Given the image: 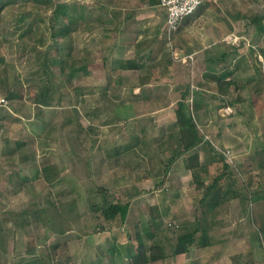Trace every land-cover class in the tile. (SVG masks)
Returning a JSON list of instances; mask_svg holds the SVG:
<instances>
[{
	"label": "rangeland",
	"instance_id": "374dc122",
	"mask_svg": "<svg viewBox=\"0 0 264 264\" xmlns=\"http://www.w3.org/2000/svg\"><path fill=\"white\" fill-rule=\"evenodd\" d=\"M107 1L11 0L0 11V94L5 87L18 94L10 99L8 108L0 110V226L7 231L6 248H0V264H24L30 260L36 264H132L131 255L138 249L137 234L147 246L159 243L171 252L177 236L194 226L198 218L211 232L214 244L209 250H201L198 255L201 262L196 264H264V232L257 230L264 222V199L248 200L254 190L264 193V167L258 166L260 158L254 154L260 139L254 135L253 127L241 126L247 136L246 148L235 149L226 136L219 140L216 136L220 133H212L209 125L202 126L204 137L209 135L206 140L214 147L210 155L203 152V162L219 157L218 151H232L229 158L225 157L233 164V176L227 178V184L248 196L245 211L241 198L237 197L210 209L204 221L199 203V192L204 189L197 187L191 173L181 185V196L172 200L169 188L172 186L175 192L180 189L179 182L172 181L167 187L164 172H168L173 162L171 156L178 149L161 158L156 155L158 151H152L153 156H145L142 163L132 157L129 146L136 144V134L142 132L136 128L138 120L143 124V132L149 134L148 148L159 149L161 132L166 130L172 135L178 131L175 114L171 113L172 125L155 126L157 121L151 117L159 104L152 102L149 109L132 108L129 88L136 80L131 74L136 72H132V66L122 67L123 73L122 70L112 73L113 61L108 52L115 53L110 47L119 42L120 35L129 37L134 30L113 28L112 22V27H94L99 24L98 7L101 3L105 6ZM207 3L192 18L198 28L191 37L199 34L205 40L199 41L202 48L219 42L230 33V27L241 36L239 45L229 44L233 54L228 61L212 66L223 73L226 64L236 67L232 58L240 55L237 71L242 84H247L245 74L253 71L261 77L263 70L255 55L262 47L261 31L256 26L264 22V0ZM163 20L161 15L159 21ZM66 24L70 25V33L62 35L61 27ZM165 42L170 59L164 56L161 63L168 65L177 84L187 85L190 73H196L195 88L199 74L211 65L204 60L203 51L197 53L198 58L194 56L195 61L186 62L183 59L189 53L186 49L189 45L183 44L178 34ZM215 44L211 49L223 48ZM74 69L77 71L73 72ZM111 85L115 90L108 92L106 89ZM232 89L235 91L231 97H235L236 89ZM249 91L244 88L242 96ZM41 95L47 104L41 105ZM162 95L161 102L180 97L175 91ZM232 100L222 99L218 113H213L219 130L230 116L220 108L229 106ZM122 103L130 106L124 109L127 112L119 109ZM173 108L176 104L169 110ZM128 112L131 114L126 118ZM244 117L246 122L252 119L251 114ZM148 118L153 120L150 127H146ZM170 118L168 114L164 116L168 124ZM196 120L200 122L197 115ZM167 143L175 144L177 138L174 136ZM145 160L151 163L150 167ZM47 164L57 169L55 180L43 175L42 167ZM243 164L253 167L248 169ZM148 178L152 180L146 183ZM138 181L142 182V194L133 199L134 182ZM104 196L107 200L130 202L125 221L117 217L106 222L101 210L92 211L91 204L102 202ZM74 202L77 208L70 209V203ZM36 210L38 217L33 220L29 214ZM246 211H251L253 217ZM211 213L217 217L213 224L212 219L209 221ZM23 220L25 227L20 224ZM243 228L247 230L241 235ZM190 256L191 253L184 258L175 255L149 264H194Z\"/></svg>",
	"mask_w": 264,
	"mask_h": 264
},
{
	"label": "crops",
	"instance_id": "0c3cea01",
	"mask_svg": "<svg viewBox=\"0 0 264 264\" xmlns=\"http://www.w3.org/2000/svg\"><path fill=\"white\" fill-rule=\"evenodd\" d=\"M198 11H200V8L191 16L186 17L183 19L179 25V28L177 32L174 34V37L176 38L177 34L179 35V40L183 42V44H188L189 47L188 49L189 54H194L195 58L197 53L202 52L204 60L211 59L212 57H217L222 60H225L226 62L231 56V53L233 54L232 47L229 46V44L234 45V43H229L225 40L224 37L227 35H236L239 36L237 33H235L233 28H229L230 30L226 33H228L226 36L219 41V42H211V45L209 46L210 48H207V46H204L202 48L201 44H199V41L204 43V39L200 38L199 34L195 35L194 38L191 37V33L196 30L197 27V21L192 20V18H195L196 15L198 14ZM92 11V16L94 15ZM98 25L94 27H112L113 28H118L119 30H124L126 28H131L134 30L133 35H130L129 37L123 36V38L119 37V42L117 44H113L112 47H110L111 51L115 50V53L108 52L111 54L110 56L112 57L113 61V71L112 73L116 74V71L122 70V73L124 70L122 69L123 64L127 62V60L131 59V69L132 72H136L135 74H131L136 80L132 83L131 87L129 88L131 98H130V103L132 108H146L149 109L150 104L152 102L157 103L156 111L152 112L154 115L151 117L152 119L155 118L157 122L154 123L155 126H159L160 124L163 125H172L173 122V116L172 112L175 114V127L178 130V127L176 125V113L175 109L169 110L171 106H177V102L182 99V93L185 90L186 85L177 84L174 80V73L169 70L168 65H163L161 61L166 57H169V52L165 49V22H166V12L164 8L160 5V0H108L104 4H100L98 7ZM111 14H113V17L111 18ZM161 15H164V20L161 22L159 21V18H161ZM106 21L102 22L104 18ZM89 19V18H88ZM89 22L87 23V27L89 28ZM112 22V26L110 25ZM91 25V24H90ZM233 26L235 27V24L233 23ZM245 26V23L243 24ZM256 28L261 31V34L259 36V42L261 44L260 52L259 54H255L260 60L259 68L261 67L263 72L260 71V76H257V72L249 73V75L245 76L247 77V80L245 81L247 84H242V82L239 80L240 75L239 71H237V67H239V64H237V60H240V55L237 59L232 58L235 62V68L230 67V65L226 64V71L229 72L228 77L233 78L237 82H240L241 86L239 87V90H236V96H233L235 91L232 89V87L235 88V86H232L228 93L226 95L221 94L217 91L216 89V84L215 82L208 76H206V72L209 71L206 67V70L202 73L199 74V80L201 83L197 82V85L195 84V89L193 90V100L195 99V120H196V115L200 118V122H197L198 127L201 130V133L203 131L204 125L210 126V130L212 133L218 134L216 136L217 139L221 140L223 136H226V138L231 142V145L233 148L238 149L239 147H243L244 149L246 148V135H243L242 127L245 126L249 128V125L253 127L254 129V135H257L258 139V150L254 152H259L257 155L262 162H264V22L261 23L260 25L256 26ZM201 36L202 33H201ZM129 39V45H127L126 40ZM241 39V36H239ZM225 42V44H223ZM180 42V43H181ZM215 43L220 44L221 46L223 45V48L221 49H211L216 45ZM182 44V43H181ZM186 44V45H187ZM239 45V41L236 43ZM121 52L120 57L118 56V53ZM132 52L133 54L131 56H128V53ZM217 55V56H216ZM163 58V59H162ZM125 59L124 61H122ZM195 61V60H194ZM117 64V65H116ZM119 64V65H118ZM229 67H228V66ZM85 66V65H84ZM83 66V67H84ZM259 72V71H258ZM214 73L220 74L221 72L217 71ZM194 73V77H196ZM262 74V75H261ZM198 75V74H197ZM258 81V82H257ZM251 83H257L256 84H251ZM194 86V82L191 84V86ZM254 87V88H253ZM244 88H249L250 91L248 92V95H245L244 97L242 96L243 94V89ZM115 90L114 86L111 85L109 86V89L107 88L106 90L109 92L110 90ZM118 89V88H117ZM242 90V91H241ZM246 90V89H245ZM255 90V91H254ZM178 93L180 97L178 99H174V101L167 99L166 102H161V95L163 94H170V92ZM192 91V90H191ZM190 91V93H191ZM232 92V94H231ZM242 92V93H241ZM254 92V93H253ZM252 93V94H251ZM238 94H240L241 98L238 97ZM251 94V96H249ZM162 95V96H163ZM154 98V99H153ZM166 98V97H165ZM231 99L232 102H230L229 105L234 112L230 114L229 117H227L226 120V125H221V129L219 130V125L217 124L218 121L214 122L215 115L213 113L217 112L218 104L222 99ZM153 99V100H152ZM129 100V99H128ZM116 102V100H115ZM114 102V105H115ZM130 108L129 105L126 104ZM119 109H121V105L118 106ZM225 106L221 107L220 110L222 111ZM246 109L248 112H246ZM219 110V111H220ZM151 113V114H152ZM218 113V112H217ZM168 114L171 116L170 121L171 123L168 124V121L164 119V116ZM245 114H251L252 119L250 118V122L245 121ZM148 121H150L146 127H150L152 124L151 119L148 118ZM143 126V124H142ZM139 123L138 120H136V128L137 130L140 129V133L136 134V144L129 146L130 148V153L132 154V157L138 159V161L144 162L145 156H153V152H157L156 155H158L160 158L161 157H167L169 155L168 153L171 152L172 150H175L176 148L178 149L177 143H167V139L170 135L169 132L164 130L161 132L159 139V146L155 150V147L148 148L146 145L147 143V138L149 134L143 132V127ZM214 129V130H213ZM172 132V131H171ZM204 132V131H203ZM176 133V130H175ZM203 134V133H202ZM214 136V134H212ZM210 134V136H212ZM159 136V135H158ZM209 135H205V143H201L197 147V151L200 155V161L203 164H210L213 160L211 159L208 161L203 162V152L206 153V155H210V152H213L212 148L207 144V140ZM156 139V137H153ZM211 142H213L211 140ZM213 145V143H212ZM144 146V147H143ZM180 150V149H178ZM243 150V149H242ZM249 150V149H248ZM153 151V152H152ZM234 152V151H233ZM186 156V153H181L176 159L173 160L172 164L169 165L168 172H164L165 176V182H167V187L170 184H172V181L178 180V187L180 189L176 190L173 192V187L170 186L169 191L170 193V198L172 200H175L176 197L181 196V188L183 187V182H185L188 177V173L192 172L190 169H187L185 166L184 158ZM131 159V158H130ZM237 160V159H236ZM133 161V159L131 160ZM146 161V160H145ZM240 161V160H239ZM148 162V161H146ZM135 164V163H134ZM147 166H151V163L148 162L146 163ZM245 167L248 166V169H251L249 164H243ZM242 165V167H243ZM134 166V165H133ZM253 167V166H252ZM247 169V170H248ZM126 173V172H125ZM132 174H130L131 176ZM193 178V176H192ZM124 180V178H121ZM151 178H148L145 180L146 183H148ZM144 182V184H146ZM142 182H134V197H131L134 199L135 197H139L142 194V186L140 185ZM176 183V182H175ZM210 182L205 179V184H209ZM176 185V184H175ZM182 185V187H181ZM115 189V187H114ZM199 189H204V187H200ZM180 190V193H179ZM238 190V189H237ZM199 191V190H198ZM205 191V189H204ZM199 203H200V198L203 197L204 192H199ZM173 194V195H171ZM129 196V199L131 198ZM237 197H230L227 200H234ZM171 200V199H170ZM201 205V203H200ZM216 216L215 214L211 213V216L209 218V221L212 219L211 224L213 222H216ZM244 220V218H243ZM247 230L246 228L242 229V234L244 235V231ZM186 232V231H185ZM210 237L211 232L209 231ZM152 237V235H150ZM214 242L211 239V245L207 247H197L193 246L190 251L187 253L179 254L180 258L187 257L188 254L191 253L190 259H192V263L196 264L197 262L200 263L201 260L199 259V253L201 250H209L211 246H213ZM165 260V259H164ZM190 263V262H189Z\"/></svg>",
	"mask_w": 264,
	"mask_h": 264
},
{
	"label": "trees",
	"instance_id": "16d2710c",
	"mask_svg": "<svg viewBox=\"0 0 264 264\" xmlns=\"http://www.w3.org/2000/svg\"><path fill=\"white\" fill-rule=\"evenodd\" d=\"M9 1L11 0H4L0 2V11H3L5 5H7ZM14 3H17V1ZM207 4H208L207 2H204L201 5L202 8L206 7ZM200 10L202 9L200 8ZM61 13L64 14V11H62ZM69 30H71L70 25L66 24L61 27L60 33L62 35H66L70 33ZM166 41L168 42L167 37H166ZM219 61L222 62L225 60H222L221 57L217 58L215 56L212 57L211 59H208V62H210L211 65H209L207 68L209 71L206 72V76L210 77L215 82L216 89L221 94L226 95L232 86H235V89L239 90V87L241 86L240 82H237L233 78H229L228 71L225 70L223 73L220 74L214 73L216 72V69L212 65H215ZM43 66L45 68V72L47 73L48 71H47L46 62L43 63ZM123 67L130 68L131 61H127L125 64H123ZM75 71L77 70L74 69L73 72ZM194 81H196V79L194 78V73L191 72L189 82L187 83L185 90L182 93V99L177 102V106L175 109L176 125L178 127V131L175 134L172 135L170 134V136L167 139L175 136L177 138V143L179 145L178 149H180L177 150L176 154L171 156V160L173 161L174 159H176L179 155H181V153H186L184 162L186 164L187 169L191 170L193 179L197 184V187H204L205 189L203 197L200 198V203L203 208L202 218H204V221L205 220L207 221L206 212L220 205L224 201H227V199L230 197H240L241 202L243 203V211H245L246 210L245 204L248 200H251L253 202H257L260 199L263 200L264 193H261L258 190H254L248 199V196L241 194L236 187L228 185L227 178L233 176V170H232L233 164L231 165L227 160H225L226 158L222 152L216 150V152L217 151L219 152V153L217 152L219 154L218 155L219 157L214 159L210 164H203L200 161V155L197 151V147L201 143H205L204 142L205 138L204 135L201 133V130L198 127L197 122L195 120L196 104H195V99L193 100V90L195 88L193 85L191 87V84ZM198 83L201 82L199 81ZM3 91L4 94L3 93L1 94L5 95L9 100L15 96H18L15 90H10L8 87L3 88ZM238 97L241 98L240 94H238ZM46 102L47 100L44 98L43 95H41L40 96L41 105L47 104ZM121 109H122L121 112H127L126 110H128L123 103L121 105ZM129 113L130 112L125 114L126 118L130 117ZM20 144L21 143H19L18 145ZM207 144L210 147H213L209 142H207ZM258 154L259 152H256L255 155L257 156ZM258 164H257L258 166L264 167V162H262L261 159H259ZM42 172L45 178L50 181L55 180L58 176V171L56 168H54L53 164L44 165L42 167ZM205 179H210L209 181L210 183L205 184ZM100 190H103V188H100ZM69 207L70 209L73 208L76 209L77 205L74 202V203H70ZM91 208L92 211L94 212L101 210V213L106 219V222H110L117 217H120V219L123 222L126 220L129 214L130 202L107 200L106 197L104 196L102 202L97 201L95 204H91ZM25 212H29V210H25ZM38 212L39 211L36 210L32 214L30 213L29 217L33 216L32 218L33 220L37 219ZM246 212L247 214L251 213V211H249V213L248 211ZM260 215H262V213ZM251 217H253V215ZM25 221L26 220H23L20 223L21 227H25L26 225ZM257 230L259 233L264 232V222H262V224L260 225V227L257 228ZM6 236H7V231L3 230L0 226V248L4 250L6 248L5 247V243L7 239ZM137 239H138V249L137 251H134L133 255H131L132 264H149L151 262L164 260L170 256L187 253L188 251H190V249L193 246H197L201 248L211 245V237L209 235V231L207 227L204 226V223L200 221V218L196 219V224L194 226H189L188 231L183 232L177 236V240L173 244V248L171 252H168L163 244L151 243L149 246H147L145 241L140 236V234H137ZM17 264H21V263H17ZM24 264H36V263L33 260H30L28 262H25Z\"/></svg>",
	"mask_w": 264,
	"mask_h": 264
},
{
	"label": "built area",
	"instance_id": "2783aa9c",
	"mask_svg": "<svg viewBox=\"0 0 264 264\" xmlns=\"http://www.w3.org/2000/svg\"><path fill=\"white\" fill-rule=\"evenodd\" d=\"M212 0H160V5L166 12L165 35L167 39L172 40L174 34L178 30L180 22L189 15H192L204 2ZM225 40L229 43L236 44L239 41L236 35H227ZM184 61L194 60V55L185 56ZM192 100V99H191ZM10 100L3 94H0V110L8 108ZM223 111L227 114L232 113V108L226 106ZM225 157L229 158L232 154L230 149L222 151Z\"/></svg>",
	"mask_w": 264,
	"mask_h": 264
}]
</instances>
